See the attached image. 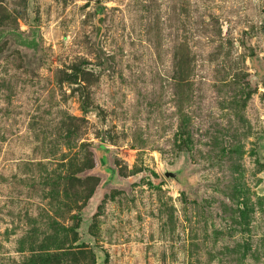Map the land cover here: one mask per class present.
Masks as SVG:
<instances>
[{"label": "rangeland", "instance_id": "374dc122", "mask_svg": "<svg viewBox=\"0 0 264 264\" xmlns=\"http://www.w3.org/2000/svg\"><path fill=\"white\" fill-rule=\"evenodd\" d=\"M0 264H264V0H0Z\"/></svg>", "mask_w": 264, "mask_h": 264}]
</instances>
